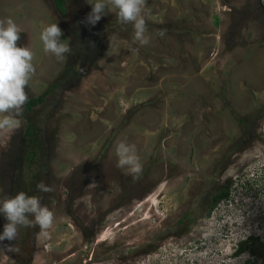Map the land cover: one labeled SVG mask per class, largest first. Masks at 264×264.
Masks as SVG:
<instances>
[{
	"label": "rangeland",
	"instance_id": "374dc122",
	"mask_svg": "<svg viewBox=\"0 0 264 264\" xmlns=\"http://www.w3.org/2000/svg\"><path fill=\"white\" fill-rule=\"evenodd\" d=\"M93 2L66 0L60 16L51 0H0L33 53L28 99L46 92L0 132V200L41 196L56 217L47 238L19 226L0 241L13 248L0 264H264V0H147L143 46L115 10L84 23ZM52 23L72 49L63 59L40 40ZM122 141L138 178L116 166ZM223 187L228 201L205 217Z\"/></svg>",
	"mask_w": 264,
	"mask_h": 264
},
{
	"label": "clouds",
	"instance_id": "9594fccd",
	"mask_svg": "<svg viewBox=\"0 0 264 264\" xmlns=\"http://www.w3.org/2000/svg\"><path fill=\"white\" fill-rule=\"evenodd\" d=\"M90 5L91 11L83 21L87 25L95 26L106 14V11L115 10L116 17L121 23L132 24L134 42L138 41L141 46L149 42V37L145 35L147 25L144 16L147 0H94ZM165 31L159 29L157 34L163 36ZM21 32L22 29L11 18L0 19V132L6 134H11L22 125V120L19 117L28 100L25 89L35 72L31 50L28 47L17 46ZM62 35L63 32L57 23L45 26L40 34L44 51L57 59H63L65 54L72 52L69 43L61 41ZM92 46L94 47V45ZM4 146H6V142ZM115 155L117 157L116 166L121 169L126 168L129 175L138 178L143 166L137 155L136 146L123 141L119 142L115 145ZM96 186L93 182L87 188L95 189ZM36 188L40 193L53 190L42 180L37 183ZM88 198L85 196L82 199L87 200ZM41 200V196L29 195L23 191L0 200V214H3L7 220L3 232L0 233V241L16 240L19 226L26 228L38 226V235L41 238L49 237L56 217L52 210L41 203ZM30 216L33 219H30ZM252 236L254 235H249L247 239L254 240ZM247 239H241L243 245L248 242H246ZM5 249L13 250L12 247L5 246L0 251Z\"/></svg>",
	"mask_w": 264,
	"mask_h": 264
},
{
	"label": "trees",
	"instance_id": "16d2710c",
	"mask_svg": "<svg viewBox=\"0 0 264 264\" xmlns=\"http://www.w3.org/2000/svg\"><path fill=\"white\" fill-rule=\"evenodd\" d=\"M54 9L58 12V14L60 16H64L66 14V0H51ZM46 92L44 94L39 95L37 98H31L29 99L26 103H25V108L27 111H30L34 106H37L39 104H41L44 101ZM34 127L33 126H28V129L26 130L25 134L26 136L30 139L29 143H33V137H34ZM32 157V156H31ZM229 191H227L225 189V187L215 191L214 197L212 199L211 205L210 207H208V211H207V215H209V213L213 210V208H215V206L218 203H223V202H227L228 198H229ZM180 222H182V220H180ZM190 223V222H189ZM252 240V239H250ZM245 246L243 245V243L239 246L237 252L235 253V256L241 254L244 252L245 250Z\"/></svg>",
	"mask_w": 264,
	"mask_h": 264
},
{
	"label": "flooded vegetation",
	"instance_id": "af4514ba",
	"mask_svg": "<svg viewBox=\"0 0 264 264\" xmlns=\"http://www.w3.org/2000/svg\"><path fill=\"white\" fill-rule=\"evenodd\" d=\"M88 60V58H87V56H81V59L79 60V62L81 63V64H84V63H86V61ZM77 71H74V75H76L77 73H76ZM79 75V74H78ZM29 100V99H28ZM27 100V101H28ZM43 103V102H42ZM25 105V104H24ZM38 106V105H37ZM34 107H36V106H34ZM33 107V108H34ZM32 108V109H33ZM26 109V108H25ZM35 128V127H34ZM28 129V126L26 127V129H25V131H24V137L28 140L27 141V143L28 144H31V143H29L30 142V139L26 136V134H25V132H26V130ZM36 132H37V130H36ZM33 134H35L34 132H33ZM35 136V135H34ZM34 143V142H33ZM32 143V144H33ZM36 153H37V150H36V152H30V154H31V156H30V160L32 159L33 160V158L36 156ZM214 194H215V192L212 194V198L211 199H213V197H214ZM208 215H207V213L205 214V217H207ZM250 242H254V240L252 239V240H249L247 243H245L244 244V246L245 247H247L249 244H250ZM246 264H251V262H247Z\"/></svg>",
	"mask_w": 264,
	"mask_h": 264
},
{
	"label": "water",
	"instance_id": "95a60500",
	"mask_svg": "<svg viewBox=\"0 0 264 264\" xmlns=\"http://www.w3.org/2000/svg\"><path fill=\"white\" fill-rule=\"evenodd\" d=\"M77 73L79 74V72L77 71Z\"/></svg>",
	"mask_w": 264,
	"mask_h": 264
}]
</instances>
